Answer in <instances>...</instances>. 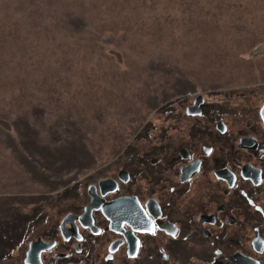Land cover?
Returning <instances> with one entry per match:
<instances>
[{
    "label": "rangeland",
    "instance_id": "374dc122",
    "mask_svg": "<svg viewBox=\"0 0 264 264\" xmlns=\"http://www.w3.org/2000/svg\"><path fill=\"white\" fill-rule=\"evenodd\" d=\"M199 93L261 105L264 0H0V264Z\"/></svg>",
    "mask_w": 264,
    "mask_h": 264
},
{
    "label": "flooded vegetation",
    "instance_id": "af4514ba",
    "mask_svg": "<svg viewBox=\"0 0 264 264\" xmlns=\"http://www.w3.org/2000/svg\"><path fill=\"white\" fill-rule=\"evenodd\" d=\"M193 97L167 113L184 128L159 126V141L129 143L124 162L87 191L67 192L71 202L8 264H32L33 241L40 264H264V97L234 110L240 125ZM44 214L39 207L29 220Z\"/></svg>",
    "mask_w": 264,
    "mask_h": 264
},
{
    "label": "water",
    "instance_id": "95a60500",
    "mask_svg": "<svg viewBox=\"0 0 264 264\" xmlns=\"http://www.w3.org/2000/svg\"><path fill=\"white\" fill-rule=\"evenodd\" d=\"M40 249H41L40 241H33L31 243V248L29 249L28 257L26 260L31 262L32 264H40L41 263Z\"/></svg>",
    "mask_w": 264,
    "mask_h": 264
}]
</instances>
